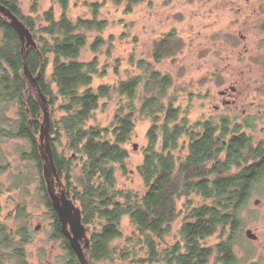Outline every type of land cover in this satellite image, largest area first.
<instances>
[{
    "label": "trees",
    "instance_id": "obj_1",
    "mask_svg": "<svg viewBox=\"0 0 264 264\" xmlns=\"http://www.w3.org/2000/svg\"><path fill=\"white\" fill-rule=\"evenodd\" d=\"M55 1L62 9L58 17L53 7L38 13V0H30L29 12L38 14L40 22L22 12L20 0L0 3L28 27L36 41V48L27 51V63L34 75L42 63L38 85L52 114L59 112L50 123V146L57 174L64 180L62 187L80 208L82 223L88 227V261L238 264L234 246L241 212L264 177V140L254 141L245 131L255 129L254 125L222 123L218 137L213 123L190 121L187 113L174 105L173 97L166 100L171 77L142 60L137 61L140 73L102 81L93 88L94 76L104 77L108 70V63H101L96 54L106 41L99 33L107 21L97 16L103 2L85 3L91 17L71 19L66 11L69 0ZM124 1L125 10L130 11L144 0ZM90 32L89 47L94 55L83 61L79 56ZM181 46L182 40L168 32L152 49L154 63L174 56ZM20 48L16 31L0 13V103L19 109L18 119L0 131V140L20 138L29 143V153L20 157L33 160L40 172L43 200L53 219L48 237L63 244L65 258L60 264H79L44 186L38 140L41 109L23 75ZM48 62L49 74L45 70ZM117 65L115 60L114 73L119 76ZM113 97L116 105L109 124L91 122L100 100ZM138 117L150 121L143 160L136 167L143 181L142 192L119 186L116 178L118 167L126 170V145ZM228 133L235 135L228 138ZM63 138L59 151L57 144ZM74 162H78V176L73 173ZM4 168L0 165V171ZM193 195L200 200L192 201ZM24 209L18 208V213ZM123 219L133 227L127 235L122 231ZM214 235L219 240L209 244ZM170 236L175 241H168ZM31 239L27 222L13 230L0 215V264H33L26 252Z\"/></svg>",
    "mask_w": 264,
    "mask_h": 264
},
{
    "label": "rangeland",
    "instance_id": "obj_2",
    "mask_svg": "<svg viewBox=\"0 0 264 264\" xmlns=\"http://www.w3.org/2000/svg\"><path fill=\"white\" fill-rule=\"evenodd\" d=\"M97 1L103 2L97 16L107 22L99 33L106 41L99 47L96 54L101 63H108V70L104 77L94 76L93 88L102 81L140 73L137 61L142 60L145 63H151L162 74H168L171 77L172 84L166 92V100L173 97L174 105L185 111L192 122L204 121L209 111L208 107L211 109L212 105L218 104L217 90L223 85L232 83V80H238L239 83L253 80L257 87L254 100L261 104L263 95L260 93L264 91L259 84L262 81L258 76L261 77L262 73L264 75V69L256 66L252 60L251 73L229 74L227 70L226 74L224 67L227 64L225 56L230 53L233 57L229 64L240 65L246 56L237 60L235 57L246 52L244 46L248 49L251 59L259 57L264 52V28L261 26L264 21V5L262 8L257 7V3L262 0H249L254 4L248 6L245 16H242L241 11H239L240 15L236 12L246 0H144L130 11L125 10L124 0L119 2L116 0H69L67 14L71 19L77 16L91 17L92 14L85 3ZM229 2H233L234 5L228 8ZM30 3V0H20L22 12L32 15L40 22L38 14H30ZM37 7L38 13L53 7L56 17L62 10L55 0H38ZM236 15L237 18L239 17L238 21L228 24L230 17ZM168 32H174L175 36L182 40V46L174 56H166L154 63L152 49L155 43ZM241 36H244V39ZM109 37H112V40L107 41ZM92 38V32H90L87 45L81 50L79 56L83 61L93 58L94 53L89 47ZM223 50L225 52H222ZM49 58L51 59V56ZM115 60L119 61V65L116 66L119 76L114 73ZM45 70L47 74L51 71L49 62ZM241 84L245 85V83ZM136 104L139 105V99ZM115 105L114 97L101 99L100 107L91 122L99 125L109 124ZM0 112L4 113V116H0V131L7 129L9 123L18 119L19 109L16 105L0 103ZM49 112L50 122L53 117L59 116L56 110L53 114L50 109ZM41 115L43 118L42 111ZM149 125L148 119L137 118L131 138L126 145L129 152L126 170H121L119 167L116 169L119 186L129 187L137 192L144 190L143 181L136 167L143 160V147L147 143L146 131ZM259 127L261 125L251 132L255 141L264 138V131H260ZM52 139L51 135L50 140ZM64 141L63 138L58 142L59 151ZM29 151L30 145L25 139L2 137L0 140V165L5 167L4 171H0L1 219L13 230H16L20 223L27 222L32 234L31 241L26 245L27 258L30 262L60 264L65 258V253L61 241L50 240L48 237L52 231L53 219L43 200L40 172L33 160L20 157L21 154H28ZM74 165L73 173L78 176L80 174L78 162H74ZM61 181L64 182L63 179H60ZM263 182L264 180L255 187L248 205L241 212V229L236 233L238 237L234 246L240 260L238 264H263ZM62 183L60 188H63ZM190 199L200 200L196 195L190 196ZM23 207H25L21 211L23 213H18V208L23 209ZM121 225L124 235L133 229L127 219H123ZM177 227L178 224L173 228V234L176 233ZM247 228L259 236L257 241L247 239L245 236ZM167 240L175 241V238L170 236ZM218 240V235H214L207 242L212 244Z\"/></svg>",
    "mask_w": 264,
    "mask_h": 264
},
{
    "label": "water",
    "instance_id": "obj_3",
    "mask_svg": "<svg viewBox=\"0 0 264 264\" xmlns=\"http://www.w3.org/2000/svg\"><path fill=\"white\" fill-rule=\"evenodd\" d=\"M0 13L10 20V25L16 31L21 41L20 54L23 75L29 88L34 93L43 114L38 139L39 155L42 161V176L45 182L46 193L52 208L55 210L63 235L74 251L78 263L91 264L87 259L86 253V249L89 245V238L87 236L88 227L84 226L82 223L81 210L74 204L73 200L66 195L65 189L59 187L61 182L53 161L50 146L51 122L48 99L38 85L42 63L35 75L30 71L27 63V51L30 47L36 48V41L28 27H26V25L2 3H0ZM246 235L250 238H254V234L250 229L246 230Z\"/></svg>",
    "mask_w": 264,
    "mask_h": 264
},
{
    "label": "flooded vegetation",
    "instance_id": "obj_4",
    "mask_svg": "<svg viewBox=\"0 0 264 264\" xmlns=\"http://www.w3.org/2000/svg\"><path fill=\"white\" fill-rule=\"evenodd\" d=\"M253 4L254 2L252 1H249V0L244 1L243 5L237 8L236 13L240 15L242 12V16H245L248 6L253 5ZM233 5H234L233 2H229L228 8L232 7ZM262 5H264V0L257 3V7L262 8L263 7ZM238 18H237V15L233 17L231 16L228 21V24H231L232 22L236 23L238 21ZM261 26L264 28V21L262 22ZM231 37H234V36L231 35ZM241 38L244 39V36H241ZM232 42H235V41L232 40ZM243 48L245 49L246 52L238 54V56L235 57V60H237L240 57L246 56L241 61L240 65H230L229 64L233 57L232 53H230V55L225 56V60L227 63L224 67L225 73L227 70H229L230 72L229 74L251 73L253 71L252 62H254L256 66H260L259 68L264 69V52L260 54L259 57H253L251 59L250 55H248V49L246 48V46H244ZM222 52H225V50H223ZM258 78H261L262 82L259 84H261V88L264 91L263 73L261 77L258 76ZM241 83H245V85L243 86V84ZM240 88L244 90L240 91L239 90ZM256 88L257 87L255 83L253 82V80H247V81L240 82V83L238 80H232V83L228 85H223L217 90L216 95H217L218 104L212 105L211 109L208 107L209 111H208L207 117H205L206 119L204 118V121L211 122L215 125L217 129L215 132L216 136L220 137L222 123H230L232 126H234V125H237L238 123H241L243 125L244 123L248 122V123H252L255 129L257 128L258 125H261V127H259V130L264 131V92L260 93L263 95V97H262L261 104H258L254 100L256 96ZM255 129L245 128V131L247 132V134H249L252 137V139H253V136L251 132L255 131ZM234 135L235 134L228 133L226 137L229 138ZM261 139L264 140V138H261ZM262 180H264V177L262 178ZM247 229H245V236L247 237V239L257 241L259 236L255 235L251 231L254 234V238L248 237L246 235ZM262 242H263L262 246L264 247V233L262 235ZM262 263L264 264V254L262 256Z\"/></svg>",
    "mask_w": 264,
    "mask_h": 264
}]
</instances>
